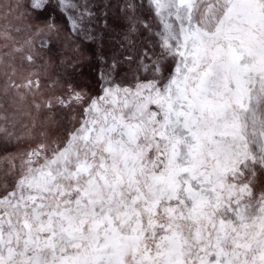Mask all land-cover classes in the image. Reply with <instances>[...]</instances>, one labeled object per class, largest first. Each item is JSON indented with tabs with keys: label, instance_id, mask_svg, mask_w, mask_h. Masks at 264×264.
Instances as JSON below:
<instances>
[{
	"label": "snow or ice",
	"instance_id": "obj_1",
	"mask_svg": "<svg viewBox=\"0 0 264 264\" xmlns=\"http://www.w3.org/2000/svg\"><path fill=\"white\" fill-rule=\"evenodd\" d=\"M151 4L148 75L73 90L63 136L4 158L0 264H264V0Z\"/></svg>",
	"mask_w": 264,
	"mask_h": 264
},
{
	"label": "rangeland",
	"instance_id": "obj_2",
	"mask_svg": "<svg viewBox=\"0 0 264 264\" xmlns=\"http://www.w3.org/2000/svg\"><path fill=\"white\" fill-rule=\"evenodd\" d=\"M63 2L47 0L33 9L31 0H0V183L12 182L4 158L63 136L72 126L80 112L69 100L73 90L97 96L109 80L128 85L148 75L141 60L151 64L161 52L151 0H67L62 8ZM49 22L57 31L44 27ZM28 80L33 86L5 92L11 81ZM259 182L264 184V174Z\"/></svg>",
	"mask_w": 264,
	"mask_h": 264
}]
</instances>
